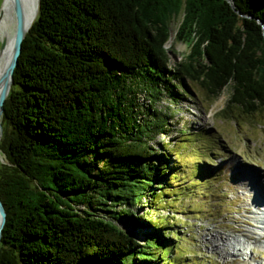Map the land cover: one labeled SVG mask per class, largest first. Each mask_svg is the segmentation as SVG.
<instances>
[{
    "label": "trees",
    "instance_id": "1",
    "mask_svg": "<svg viewBox=\"0 0 264 264\" xmlns=\"http://www.w3.org/2000/svg\"><path fill=\"white\" fill-rule=\"evenodd\" d=\"M231 1L40 0L0 119V264H180L139 212L170 188L171 106L194 82L264 113V0Z\"/></svg>",
    "mask_w": 264,
    "mask_h": 264
},
{
    "label": "rangeland",
    "instance_id": "2",
    "mask_svg": "<svg viewBox=\"0 0 264 264\" xmlns=\"http://www.w3.org/2000/svg\"><path fill=\"white\" fill-rule=\"evenodd\" d=\"M2 4L0 0V8ZM179 20L171 23L167 44L177 61L189 51V45L173 41ZM190 89L195 97L171 106V132L159 137V143L173 151L170 188L157 202V210L144 204L139 212H148L153 221L165 225L164 230H176L169 258L176 257L180 264H264V230L258 221L263 213L254 207L262 208L264 195L260 190L249 192L248 180L240 173L252 170L264 184V113L245 115L234 109L224 116L226 90L212 99L197 83L191 82ZM183 128L190 130L183 133ZM127 230L142 241V229ZM225 237L248 242L247 257L224 254Z\"/></svg>",
    "mask_w": 264,
    "mask_h": 264
},
{
    "label": "bare ground",
    "instance_id": "3",
    "mask_svg": "<svg viewBox=\"0 0 264 264\" xmlns=\"http://www.w3.org/2000/svg\"><path fill=\"white\" fill-rule=\"evenodd\" d=\"M38 0H19L20 5L22 7L23 11V20L24 25L28 26L36 13V5ZM2 14L0 18V38L5 40V45L2 53L0 54V76L2 72L4 71L11 53H12V47H13V39H14V32H15V26H16V18H15V10H14V0H3V4L1 7ZM242 176L246 177L248 180V188L250 189L249 192H254L257 194L260 190L261 194L264 195V184H261V182L257 181V178L251 175L252 170H241ZM258 176V175H257ZM256 180V182H254ZM258 184L259 188L256 189L255 186ZM254 191V192H253ZM260 195V194H259ZM262 196V195H260ZM263 202L261 201L259 205H261L262 208L259 206H254L255 209H257L260 213H263L261 216V219L258 217V221L262 224L260 226V229L264 230V198L262 197ZM258 207L260 209H258ZM257 213V211H256ZM261 215V214H260ZM263 219V222L261 221ZM264 238V233L262 234ZM231 239L233 241H231ZM222 249L225 252L226 255H233V256H241V257H247V254L250 253V247H248V242L244 244L243 241L237 239V238H228L225 237L221 243ZM219 246H216L218 248ZM255 264H259V262H255Z\"/></svg>",
    "mask_w": 264,
    "mask_h": 264
},
{
    "label": "water",
    "instance_id": "4",
    "mask_svg": "<svg viewBox=\"0 0 264 264\" xmlns=\"http://www.w3.org/2000/svg\"><path fill=\"white\" fill-rule=\"evenodd\" d=\"M231 4L232 7H234L233 3L231 0H228ZM40 7V0L37 1L36 5V13L35 16L32 20V22L28 25H24V20H23V11L22 7L20 5L19 0H14V10H15V18H16V26H15V32H14V39H13V47H12V53L10 56V59L2 72L0 76V116L3 112V104L4 101L11 89L12 83H13V73L14 69L17 66L18 63V57L21 52V44L22 40L27 33V31L30 29L32 26L33 22L35 21L38 11ZM2 10L0 8V18H1ZM5 45V40L0 38V54L2 53ZM0 135H1V124H0ZM6 213L3 207V204L0 200V240H1V232L2 228L5 223L6 219Z\"/></svg>",
    "mask_w": 264,
    "mask_h": 264
}]
</instances>
